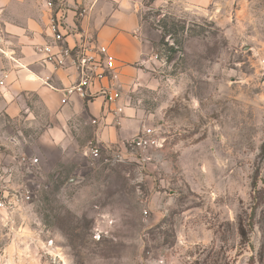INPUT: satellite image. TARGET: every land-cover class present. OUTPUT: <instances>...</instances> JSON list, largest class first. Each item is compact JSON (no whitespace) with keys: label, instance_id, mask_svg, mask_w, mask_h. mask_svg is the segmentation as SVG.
<instances>
[{"label":"rangeland","instance_id":"374dc122","mask_svg":"<svg viewBox=\"0 0 264 264\" xmlns=\"http://www.w3.org/2000/svg\"><path fill=\"white\" fill-rule=\"evenodd\" d=\"M140 16L159 145L92 161L85 130L64 159L35 95L1 115L0 147L37 157L47 187L0 226V264H264V0H146Z\"/></svg>","mask_w":264,"mask_h":264},{"label":"crops","instance_id":"0c3cea01","mask_svg":"<svg viewBox=\"0 0 264 264\" xmlns=\"http://www.w3.org/2000/svg\"><path fill=\"white\" fill-rule=\"evenodd\" d=\"M145 1L56 0L49 9L44 0H0V77L6 76L0 89V116L13 119L29 112L27 99L35 95L49 120L45 140L64 159L68 158L69 146L75 148L77 137L85 130L89 133L87 144L101 148L105 155L108 148H120L125 153L123 141L144 129L155 130L153 119L160 110L147 108L139 90L148 81L149 47L142 35L140 16ZM171 1L203 10L218 0ZM59 7L65 13L61 25L65 44L104 45L115 58L116 77L96 83L90 94L67 93L66 88L78 80L77 68L68 59L66 67L55 69L41 50L52 43L49 23ZM109 83L118 93L114 101H105L97 93ZM88 147L81 148L84 158Z\"/></svg>","mask_w":264,"mask_h":264},{"label":"built area","instance_id":"2783aa9c","mask_svg":"<svg viewBox=\"0 0 264 264\" xmlns=\"http://www.w3.org/2000/svg\"><path fill=\"white\" fill-rule=\"evenodd\" d=\"M49 9H53L56 0H44ZM65 13L59 7L53 14L49 23L52 33V43L41 50L45 53V59L50 61L55 69L66 67L68 59L75 65L78 72V80L75 84L66 88L67 93H91L94 85L102 80H113L116 74L115 58L104 45L89 47L81 42L73 47L64 43V34L61 31L62 20ZM55 47L56 51H52ZM6 76L0 77V89L4 86ZM97 93L101 94L105 101H114L118 93L112 84L101 86ZM95 120H93L94 122ZM125 153L120 148L107 149V155L103 157L105 162H124L126 155L140 154L150 148L157 147L159 140L154 129H144L134 137L123 141ZM92 161L102 158L101 148L92 146L87 154ZM145 160V156L142 157ZM44 174L37 157L29 156L17 149H2L0 147V226L9 227L13 220V212L36 196V193L47 184L42 181ZM30 182L32 187H30ZM52 240L48 241L51 244Z\"/></svg>","mask_w":264,"mask_h":264},{"label":"trees","instance_id":"16d2710c","mask_svg":"<svg viewBox=\"0 0 264 264\" xmlns=\"http://www.w3.org/2000/svg\"><path fill=\"white\" fill-rule=\"evenodd\" d=\"M263 183H264V181H263ZM256 192L258 193V199L263 198V200H264V188L256 189ZM239 234H240L241 238L246 237V231H245V229L241 223L239 224Z\"/></svg>","mask_w":264,"mask_h":264}]
</instances>
